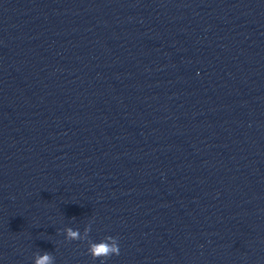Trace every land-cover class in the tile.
Returning a JSON list of instances; mask_svg holds the SVG:
<instances>
[{"label":"clouds","instance_id":"1","mask_svg":"<svg viewBox=\"0 0 264 264\" xmlns=\"http://www.w3.org/2000/svg\"><path fill=\"white\" fill-rule=\"evenodd\" d=\"M65 231V239L68 241L82 240L83 237L78 229L67 228ZM91 227L85 228V233H90ZM88 254L93 260L100 259L101 264H104L105 260L112 256H118L120 254L119 242L116 237L106 236L100 242H90ZM33 264H55V257L52 253L44 251L43 253H37L34 256Z\"/></svg>","mask_w":264,"mask_h":264}]
</instances>
